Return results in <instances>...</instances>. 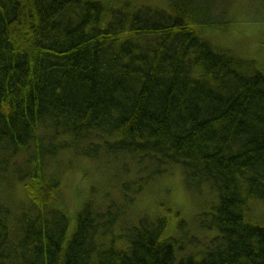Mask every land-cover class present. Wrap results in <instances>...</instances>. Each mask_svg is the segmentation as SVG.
Instances as JSON below:
<instances>
[{
    "label": "trees",
    "instance_id": "trees-1",
    "mask_svg": "<svg viewBox=\"0 0 264 264\" xmlns=\"http://www.w3.org/2000/svg\"><path fill=\"white\" fill-rule=\"evenodd\" d=\"M189 2L0 0V264H264V69L201 37ZM82 159L119 193L70 212ZM174 167L210 196L192 232L135 210Z\"/></svg>",
    "mask_w": 264,
    "mask_h": 264
},
{
    "label": "rangeland",
    "instance_id": "rangeland-1",
    "mask_svg": "<svg viewBox=\"0 0 264 264\" xmlns=\"http://www.w3.org/2000/svg\"><path fill=\"white\" fill-rule=\"evenodd\" d=\"M135 5L166 7L168 0H129ZM193 5L191 19L195 23L209 20L211 25L200 29V36L216 48H229L244 58H251L258 68L264 69V46L260 38L264 31V0H190ZM108 164L80 160L76 167L64 172L61 177L62 192L70 212L88 199H103L101 189H111L113 197H118V180L113 177L114 169ZM16 202L27 201V194L21 186L13 190ZM210 201L206 193H188L182 183L179 167H174L148 190L142 193L135 207L136 212L160 213L168 215L171 223L184 220L190 232L194 231L196 216ZM169 210V214L167 212ZM254 215L264 218V204L253 202ZM171 214H175L178 218Z\"/></svg>",
    "mask_w": 264,
    "mask_h": 264
}]
</instances>
